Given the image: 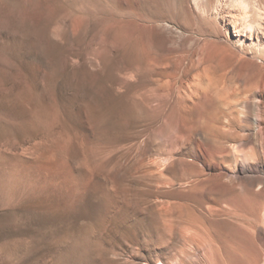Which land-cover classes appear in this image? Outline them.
Listing matches in <instances>:
<instances>
[{"label": "rangeland", "instance_id": "374dc122", "mask_svg": "<svg viewBox=\"0 0 264 264\" xmlns=\"http://www.w3.org/2000/svg\"><path fill=\"white\" fill-rule=\"evenodd\" d=\"M217 1L0 0V264L264 263V0L243 48Z\"/></svg>", "mask_w": 264, "mask_h": 264}, {"label": "bare ground", "instance_id": "6f19581e", "mask_svg": "<svg viewBox=\"0 0 264 264\" xmlns=\"http://www.w3.org/2000/svg\"><path fill=\"white\" fill-rule=\"evenodd\" d=\"M207 3H209L208 5L211 6L210 4H212L213 0H205ZM231 1V0H230ZM233 2L235 1L237 4L240 5V7L242 6L243 10L245 11V15L243 16H236V15H232V14H229L227 17H226V20L224 19L223 21V26L225 27L224 30H225V37L226 39L228 40L229 44L230 45H224V46H230L232 48V45L233 46H239L241 48H243L245 45H248V44H256L257 42H259L258 40H256L255 38H253V31L257 30V28L259 27H256L255 29V25L254 23H252L251 19H250V14L248 15V13H250L252 11V9H256L258 10V21H261V17H262V12H259V7H260V4H259V1L256 0V1H250V0H232ZM203 3V0H196V5H198V8H199V5L201 4L202 5ZM216 6L218 8V6H221V0H218L216 2ZM223 3V2H222ZM232 3V2H231ZM195 4V2H194ZM227 4V3H226ZM188 5V4H187ZM200 5V6H201ZM205 6V5H204ZM207 6V7H209ZM197 7V6H195ZM194 7V8H195ZM206 7V6H205ZM204 7V8H205ZM214 7V6H213ZM234 7V6H232ZM236 7V6H235ZM239 8V7H238ZM262 8V6H261ZM203 9V8H201ZM206 9V8H205ZM204 11H208V10H205ZM208 9V8H207ZM219 9V8H218ZM240 9V8H239ZM239 9H238V12H239ZM232 10V9H231ZM198 11V10H197ZM227 11V10H226ZM217 12V10H216ZM230 12V11H229ZM237 12V13H238ZM203 13V12H202ZM214 13H215V10H214ZM262 13V14H261ZM224 14V13H223ZM213 15V14H212ZM238 15V14H237ZM208 17V16H207ZM218 19V18H217ZM261 24V23H259ZM257 25V24H256ZM263 26V25H262ZM260 28V27H259ZM257 38V36H256ZM226 44V43H224ZM259 44V43H258ZM229 47V49H230ZM261 47V46H260ZM228 48V47H226ZM263 48V47H262ZM235 49V48H234ZM252 49V48H251ZM257 49V48H256ZM259 49V48H258ZM228 50V49H227ZM231 51V50H229ZM247 51V50H246ZM234 52V51H233ZM202 92V91H201ZM189 96V95H188ZM198 98V97H197ZM196 105V104H195ZM197 107V106H196ZM193 108V106H192ZM195 110V109H194ZM196 112V110H195ZM220 245V244H219ZM263 247V246H262ZM220 248V246H219ZM222 249V248H221ZM222 252V251H221ZM218 253V252H217ZM225 253V252H224ZM264 254V252H263ZM221 261L223 263H225V259L223 256H221ZM264 264V263H262Z\"/></svg>", "mask_w": 264, "mask_h": 264}]
</instances>
